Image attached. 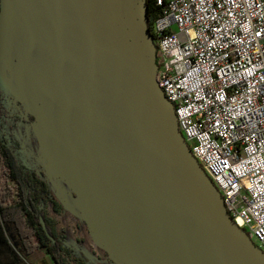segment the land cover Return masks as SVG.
<instances>
[{
    "label": "water",
    "instance_id": "1",
    "mask_svg": "<svg viewBox=\"0 0 264 264\" xmlns=\"http://www.w3.org/2000/svg\"><path fill=\"white\" fill-rule=\"evenodd\" d=\"M149 17L147 0H0V80L92 222L148 221L154 264H264L157 80Z\"/></svg>",
    "mask_w": 264,
    "mask_h": 264
},
{
    "label": "built area",
    "instance_id": "2",
    "mask_svg": "<svg viewBox=\"0 0 264 264\" xmlns=\"http://www.w3.org/2000/svg\"><path fill=\"white\" fill-rule=\"evenodd\" d=\"M157 80L232 218L264 250V0H153Z\"/></svg>",
    "mask_w": 264,
    "mask_h": 264
},
{
    "label": "rangeland",
    "instance_id": "3",
    "mask_svg": "<svg viewBox=\"0 0 264 264\" xmlns=\"http://www.w3.org/2000/svg\"><path fill=\"white\" fill-rule=\"evenodd\" d=\"M0 87L8 108L3 122L5 137L17 147L19 159L25 167L42 171L49 183L50 197L42 200L40 205L56 221L63 237V254L67 263L80 264L83 260L87 264H154L152 259L157 250L153 242L156 237L153 226L148 221L116 216H104L92 222L72 186L49 168L48 156L30 119L32 111L23 103L18 104L20 101L14 99L11 90L1 80ZM56 201L60 203L59 207ZM46 254V250L28 253L20 264H39L38 259ZM0 264H14L9 248L1 244Z\"/></svg>",
    "mask_w": 264,
    "mask_h": 264
},
{
    "label": "trees",
    "instance_id": "4",
    "mask_svg": "<svg viewBox=\"0 0 264 264\" xmlns=\"http://www.w3.org/2000/svg\"><path fill=\"white\" fill-rule=\"evenodd\" d=\"M147 2L148 25L155 35L152 24L160 10L153 0ZM4 99L0 87V244L9 248L14 264H20L26 254L37 250H46L56 264H68L56 221L40 205L42 200L50 197L49 183L42 171L25 167L17 147L5 137L3 122L8 108ZM55 203L60 206L59 202ZM80 264L87 263L81 260Z\"/></svg>",
    "mask_w": 264,
    "mask_h": 264
},
{
    "label": "bare ground",
    "instance_id": "5",
    "mask_svg": "<svg viewBox=\"0 0 264 264\" xmlns=\"http://www.w3.org/2000/svg\"><path fill=\"white\" fill-rule=\"evenodd\" d=\"M49 125H50V127L54 128L58 132H63L64 131V126H65L64 125V117H63V114H62L61 111L58 110L55 113V115L52 116V118L49 121ZM54 145H55V143H54ZM60 145H58V146L55 145V148L54 149H55V154H56L57 158L59 160H62L63 157H64V151H63V148H61ZM99 183L100 184L97 186V189H98L99 194L102 195V192L104 190H103V182H102V179L101 178L99 180Z\"/></svg>",
    "mask_w": 264,
    "mask_h": 264
},
{
    "label": "crops",
    "instance_id": "6",
    "mask_svg": "<svg viewBox=\"0 0 264 264\" xmlns=\"http://www.w3.org/2000/svg\"><path fill=\"white\" fill-rule=\"evenodd\" d=\"M53 257L51 256L50 253L44 255L43 257L38 259L39 264H56V262L54 261Z\"/></svg>",
    "mask_w": 264,
    "mask_h": 264
},
{
    "label": "flooded vegetation",
    "instance_id": "7",
    "mask_svg": "<svg viewBox=\"0 0 264 264\" xmlns=\"http://www.w3.org/2000/svg\"><path fill=\"white\" fill-rule=\"evenodd\" d=\"M15 99V98H14ZM17 102L18 101H20V102H18V104H21L22 103V101L21 100H19V99H15ZM29 118V117H28ZM30 119H31V121L33 120V119H35V116L34 115H32V116H30Z\"/></svg>",
    "mask_w": 264,
    "mask_h": 264
}]
</instances>
